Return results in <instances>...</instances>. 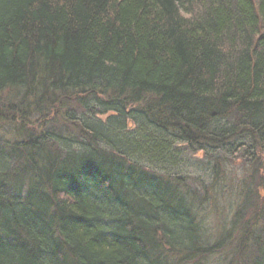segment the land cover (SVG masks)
I'll return each mask as SVG.
<instances>
[{"label": "trees", "instance_id": "trees-1", "mask_svg": "<svg viewBox=\"0 0 264 264\" xmlns=\"http://www.w3.org/2000/svg\"><path fill=\"white\" fill-rule=\"evenodd\" d=\"M0 128V264H264V0H0Z\"/></svg>", "mask_w": 264, "mask_h": 264}, {"label": "rangeland", "instance_id": "rangeland-1", "mask_svg": "<svg viewBox=\"0 0 264 264\" xmlns=\"http://www.w3.org/2000/svg\"><path fill=\"white\" fill-rule=\"evenodd\" d=\"M7 130H10L9 128H6ZM8 134L6 133L5 129H1L0 128V136L2 138V142L0 144V151L4 150V148L7 146H4V139H6L7 141H9V137L7 136ZM201 155V153H200ZM197 164V163H196ZM194 172L202 177H204V175L202 174V168L201 167H194ZM197 172H196V171ZM193 172V173H194ZM242 171H240L237 174H241ZM204 179V181L206 183H209V179L204 177L202 178ZM232 181L234 178H231ZM235 185V183H234ZM221 187H215L213 191L210 192V198L208 196V199L210 200L208 202L207 205H205L204 207H202L199 211V221L201 223H203V228L201 226V236L209 238L211 243H213V241H216L218 238L222 237L223 234H227L229 235V231L232 230L233 226V222H234V216L232 215L233 209V201L235 198V193L237 192V190L233 191V190H229L226 191L224 193L221 194ZM216 192H219V199L217 201V203L215 202V200H212V197H215ZM208 215V216H207ZM226 224L227 226H229L228 231L223 229V225ZM202 225V224H201ZM227 231V232H226ZM231 236V235H230ZM228 240H225V244L227 243ZM235 243V241H234ZM252 243L248 244V246H250ZM227 249H232L231 245H222V248L220 249H216V251L214 252V255H212V262L211 264H224V260L226 259V257H230L232 255V252H230ZM246 253V252H245ZM248 254L250 252H247ZM242 254H244L243 250L240 251L239 253V257L240 259L238 260L239 262L237 264H248V260L250 261L252 258L253 253H250L249 255H251V258L247 257L248 259H244L242 258ZM230 255V256H229ZM236 263V262H235Z\"/></svg>", "mask_w": 264, "mask_h": 264}, {"label": "bare ground", "instance_id": "bare-ground-1", "mask_svg": "<svg viewBox=\"0 0 264 264\" xmlns=\"http://www.w3.org/2000/svg\"><path fill=\"white\" fill-rule=\"evenodd\" d=\"M117 134L110 131H97L95 137L98 140L92 139L88 136L85 137V153L91 157L99 159L103 163L111 165L113 168H119L120 172V162L117 161L118 157H123L122 155L114 154V146L125 140V132L121 131L120 127H116ZM127 154V151H124ZM125 154V155H126ZM87 156V155H85ZM120 159V158H119ZM97 161V160H95ZM92 191V190H91ZM245 231H250L252 234L255 233V228L253 226L244 228Z\"/></svg>", "mask_w": 264, "mask_h": 264}]
</instances>
